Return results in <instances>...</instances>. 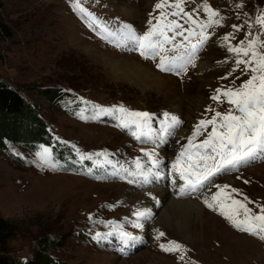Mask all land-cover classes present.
Wrapping results in <instances>:
<instances>
[{
  "label": "rangeland",
  "instance_id": "rangeland-1",
  "mask_svg": "<svg viewBox=\"0 0 264 264\" xmlns=\"http://www.w3.org/2000/svg\"><path fill=\"white\" fill-rule=\"evenodd\" d=\"M156 2L158 0H89L85 6L104 21L111 23L119 18L143 31ZM201 2L189 0L185 9L191 11ZM206 2L227 17L226 25L209 29L212 38L200 53L196 67L180 77L160 72L155 61L141 60L135 52L120 50L99 40L72 12L68 0H0V78L22 94L51 137L33 149L15 135L3 138L7 148L0 150V217L11 225L7 248L13 258H30L39 242L48 238L61 245L51 256L65 264H179L177 255L165 253L158 247L159 243L176 240L187 249V264L192 261L197 264H264V241L236 231L217 211L199 200L204 194L215 193L214 187L193 198L172 195L174 200L195 201L202 210L179 207L170 209L167 217V212L161 210L165 203L163 197L171 198L169 192L161 195L159 204L146 194L142 196L150 187L160 186L157 183L141 188L117 179L97 181L76 175L41 174L26 160L13 155L18 151L34 159L40 145L50 146L54 138H59L75 142L83 151L108 149L118 153L116 158L122 162L140 156L142 146L119 129L78 120L72 114L78 105H69L74 96L104 106L123 103L133 110L177 114L183 121L178 131L183 127L187 136L209 105L225 111V107L217 106L209 95L220 84H230L235 76H240V80H236L234 86L248 78L237 71L229 80L217 79L234 66L233 58L218 46L219 37L231 31L230 24L240 21L236 19V10L229 6L232 0ZM240 3L244 5L243 11L253 16L257 8H264V0H240ZM201 18H204L202 13ZM3 26L6 31L2 30ZM243 38L244 33L237 32L232 43ZM226 57L228 63H217ZM132 61L158 74L157 80L149 77L155 83L141 82L138 75L131 74L124 62ZM205 62L211 68L202 70L198 65ZM64 89H70L71 93H65ZM45 90L54 91L51 99L57 92H62L66 98L59 99V106L41 93ZM199 105L201 111L196 114ZM178 107L182 113L194 116L193 123H187L188 128L182 115L177 113ZM22 127V124L15 126L13 132ZM176 139L177 136L171 138L159 149L166 162L186 144V140L177 143ZM62 150L63 145L56 143L54 151L62 155ZM244 180L249 183L245 184ZM162 181L172 192L167 181ZM215 183L229 184L249 199L264 204V161L219 177ZM147 205H152L154 212L142 232L125 225L126 230L143 238L131 254L119 255L113 246L102 248L91 239L90 232L109 231L102 223H96L97 220L123 223L124 217L133 218L135 208ZM159 211L163 213L160 222L156 217ZM89 215L94 217L93 221L88 219ZM153 229L165 232L166 236L161 241L155 240ZM233 232L248 240L233 236Z\"/></svg>",
  "mask_w": 264,
  "mask_h": 264
},
{
  "label": "snow or ice",
  "instance_id": "snow-or-ice-1",
  "mask_svg": "<svg viewBox=\"0 0 264 264\" xmlns=\"http://www.w3.org/2000/svg\"><path fill=\"white\" fill-rule=\"evenodd\" d=\"M88 2L68 0L72 12L96 36L117 49L135 52L144 59L155 61L162 73L180 77L196 67L200 53L212 38L209 29L223 28L227 22V17L206 0L191 11L185 9L189 0H158L153 12L149 13L146 29L138 31L119 18L111 23L100 19L85 6ZM229 6L236 10V19L240 22L229 25L231 31L219 37L218 46L233 58L234 66L217 79L229 80L237 71L248 78L234 86L236 80H240V76H235L230 84H220L212 90L209 99L217 105L227 104L228 108L220 111L209 105L204 109L191 134L180 137V140H186V144L181 145L170 167L159 149L177 136L183 124L179 115L168 111L158 115L133 110L123 103L104 106L80 96L69 101V105H78L72 114L86 124L119 129L142 146L140 156L129 157L122 162L116 158L118 153L108 149L83 151L75 142L59 138H54L50 146L40 145L34 159L18 151L13 155L26 160L41 174L76 175L97 181L114 178L141 188L170 178L179 196L203 195L214 187L217 191L203 200L205 206L217 211L236 231L264 241V204L256 203L229 184L219 185L214 180L218 175L239 172L257 161H264V8H257L253 16L243 11L244 5L240 0H232ZM201 13L204 18H201ZM237 32H243L244 38L234 44L232 41ZM228 62L227 57L217 61L218 64ZM63 91L71 93L70 89ZM201 136L204 137L202 140ZM56 143L69 148V153L57 154L54 151ZM177 178L183 181L179 186ZM244 183L249 181L244 180ZM146 195L156 204L160 203L151 191ZM132 217H124L123 223L97 220L96 223H102L110 230L90 232L91 239L102 248L112 247L115 243L117 250L127 255L143 238L126 230L125 225L142 232L153 212L148 207H137ZM88 219L93 221L94 217L89 215ZM153 231L157 241L166 236L159 229ZM158 247L165 253L177 255L179 264H187V249L180 242L168 240L159 243ZM191 264L197 262L192 261Z\"/></svg>",
  "mask_w": 264,
  "mask_h": 264
},
{
  "label": "trees",
  "instance_id": "trees-1",
  "mask_svg": "<svg viewBox=\"0 0 264 264\" xmlns=\"http://www.w3.org/2000/svg\"><path fill=\"white\" fill-rule=\"evenodd\" d=\"M2 30L6 31L4 26ZM53 92L45 90L41 93L46 98L51 99ZM54 96V99L51 100L59 106V99L66 98L62 92H57ZM21 124L22 129H18L16 133L13 132L14 127ZM46 129L44 122L27 104L22 94L0 78V150H6L7 147L3 143V138H11V135H15L21 143L33 149L38 143H46L51 138L50 134L47 135ZM68 150L69 148L63 145L61 154L65 155ZM11 158L13 157L11 156ZM10 227V223L0 217V264H65L60 259L51 256V253L61 248V245L57 241L48 238L39 242L37 251L30 258L26 260L13 258L7 248ZM64 240L65 237L62 242Z\"/></svg>",
  "mask_w": 264,
  "mask_h": 264
},
{
  "label": "bare ground",
  "instance_id": "bare-ground-1",
  "mask_svg": "<svg viewBox=\"0 0 264 264\" xmlns=\"http://www.w3.org/2000/svg\"><path fill=\"white\" fill-rule=\"evenodd\" d=\"M123 63V62H122ZM125 64H126V67H127V70L129 71V72H131V74H136V75H138L140 78H141V82H150V83H152V84H154L155 82L153 81V80H157V77L159 76L158 74H155V73H153V72H149V71H147L146 69H145V67L142 65V64H140V63H138V62H136V61H132V62H130V63H127V62H124ZM202 70H205V69H208V68H211V66L209 65V64H206V62L205 63H200L199 65H198ZM153 76H156V77H153ZM149 77H151L153 80H151V79H149ZM144 79H146V80H144ZM200 105H201V102L199 103ZM200 105L199 106H197V111H196V114L197 113H199L200 111H201V108H200ZM182 109L180 108V107H178L177 108V113L178 114H181L182 115V117L184 118V122H185V127L186 128H188L189 127V125H187V123H189V122H192L193 120V118H194V116H192V113H182ZM194 114V113H193ZM195 114V115H196ZM193 123V122H192ZM180 131V132H179ZM177 133H178V135H177V139H176V141L177 140H180V137H185V136H187L186 134V131L183 129V127L179 130ZM190 134V133H189ZM181 141V140H180ZM175 148V147H174ZM173 149V148H172ZM164 151V150H163ZM174 151L176 152V150L174 149ZM167 153V152H166ZM173 155V154H172ZM168 157V156H167ZM166 181V180H165ZM162 183H163V186H162ZM157 185H160V186H153V187H150L151 189H150V191H151V193H152V195L153 196H156V198L158 199V200H160L161 199V195L162 194H165V192H169L170 193V196H171V198H173V196L172 195H174L170 190H169V188L168 187H166V185L164 184V181H160L159 183H157ZM165 187V188H164ZM147 192H143V195L142 196H144L145 194H146ZM210 194L211 193H208V194H204V197L203 198H199V200H204L206 197H210ZM164 198V200H165V203L163 204L164 205V209L163 210H161L163 213L164 212H167L166 213V216L168 217V214H169V210L171 209H175V208H179V207H185V208H194L196 211H201L202 209L199 207V205L195 202V201H179V200H174V198L173 199H171V198H168V197H163ZM198 200V201H199ZM142 201V200H141ZM140 201V202H141ZM149 202V201H148ZM202 202V201H201ZM142 203H145V202H142ZM199 203V202H198ZM148 206V208H150V207H152V205L149 207V205H147ZM151 210H152V208H150ZM154 210H156V209H154ZM158 211V210H157ZM154 212V211H153ZM163 213H160V211L157 213V215L158 216H156L157 217V219H159V221L158 222H160L161 221V218H162V215H163ZM204 214H205V212H204ZM233 236H236V237H239V238H241V239H246V240H248L245 236H241V235H239V234H235L234 232H233ZM253 244H255V243H253Z\"/></svg>",
  "mask_w": 264,
  "mask_h": 264
}]
</instances>
